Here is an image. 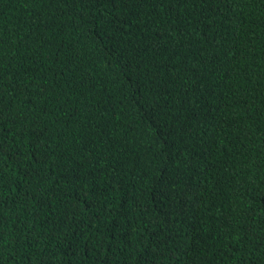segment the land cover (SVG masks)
Segmentation results:
<instances>
[{
    "label": "trees",
    "instance_id": "obj_1",
    "mask_svg": "<svg viewBox=\"0 0 264 264\" xmlns=\"http://www.w3.org/2000/svg\"><path fill=\"white\" fill-rule=\"evenodd\" d=\"M262 32L264 0H0V264H264Z\"/></svg>",
    "mask_w": 264,
    "mask_h": 264
},
{
    "label": "clouds",
    "instance_id": "obj_2",
    "mask_svg": "<svg viewBox=\"0 0 264 264\" xmlns=\"http://www.w3.org/2000/svg\"><path fill=\"white\" fill-rule=\"evenodd\" d=\"M49 32H50L51 36L54 38V40H53L54 43L56 44L57 47H59V36H58V32L56 31V29L54 28V26L52 25V23H51L50 21H49ZM258 42L264 43V32H262L261 35L259 36V38H258ZM26 58H27V57L21 59L20 61H18V62L15 64L13 71H14L16 74H18V68H19L20 66H24L25 61H26ZM18 75H19V74H18ZM21 78H22L23 83H24L27 87L31 88V87H30V83H29V80H28L27 75H25V76H23V77H21ZM0 103H1L4 107L6 106V97H5V93L0 94ZM154 172H155L156 175H158L159 177L161 176V171H160V169H159V170H154ZM162 178H163V176H162ZM261 183L264 184V176L262 177ZM49 207H50V206H49ZM49 207H48V208H49ZM225 251H226V250H223V252H225ZM168 255H170V254H168ZM170 257H171V255H170ZM161 264H174V263H173V261H172V259H171V260L168 261V262L162 261Z\"/></svg>",
    "mask_w": 264,
    "mask_h": 264
}]
</instances>
